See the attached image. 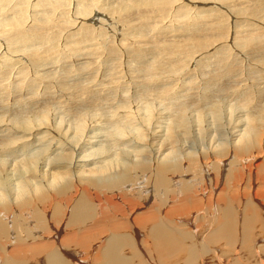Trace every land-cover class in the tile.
Listing matches in <instances>:
<instances>
[{"label": "rangeland", "instance_id": "1", "mask_svg": "<svg viewBox=\"0 0 264 264\" xmlns=\"http://www.w3.org/2000/svg\"><path fill=\"white\" fill-rule=\"evenodd\" d=\"M17 1L19 4L20 0H17ZM17 1L16 0H12L10 2L7 1L6 4H5V2H3L2 5H0L1 6L0 8L3 9V10L0 9V11H1L0 12V14H1L0 18L4 17L7 12H12V14H13V12L15 13L17 10V7H18ZM31 1L33 2V3H31L32 8L35 11H37V12L33 11V14L36 13L37 17H35L36 15H32L30 18V23L35 22L36 19L39 17V15H42L43 12L40 10L46 9V10H44V11H46V12H44V14H45L48 11H50L48 8L51 9L50 5H49V7L47 5L44 8L43 4L45 2H46L45 4L48 3L45 0H39V1H42V2H39V4H40V6H43V7H41L43 9H39L40 6L38 7V9L34 8L35 2H34V0H31ZM50 1H52V0H50ZM70 1H71V3H73V6H74L73 10L71 9L72 14L69 13L66 16L67 18L70 16V20L68 19L69 20L68 21L67 19L63 18V17H65L63 15L64 13L61 14V16L57 17L56 21L53 22L52 27L50 28V35L51 36L50 35H49V37L47 36L46 39L44 38L42 40L41 38L38 39V38L34 37L36 40L28 39V40H30L29 42H28V40L26 42H24L25 39H23L21 41H20V39H17V40H15L16 42L15 41L11 42L8 39L5 40L3 38H0L1 40H3V41H0V45H1L0 46V52H1L0 55L4 52L6 54H8V56L6 54L5 55L2 54L0 56V63H1L0 64V70H2V68H3V71H5V69L7 70V74L5 76H4V73L3 72L1 73V71H0V74H1L0 75V87L4 86V87H2L4 90L0 88V92H1L0 93V116H2V117L4 115L11 116V114L15 113L16 111L18 112V110L20 108L21 109L24 108L26 110L33 111L39 104L38 97L41 98L44 96V93L47 94L53 90H59V89L62 90L63 89L62 88L63 86L62 87L60 86L61 82L58 79L59 77L57 75L62 74L61 72L66 73V71L68 69H70V71H72V74L70 75L69 79L67 78L68 81L70 80L69 81L70 84L71 83L72 84L80 83V85H84V86L87 85V88L89 90V95H90V96L84 95V98L87 97V99H90L93 97L92 96L93 94L90 91V89L92 87H102L103 84L107 85L109 81L113 80V82L115 81V83L117 85L116 88H119L118 90L115 91L118 93L117 94L113 93V94L109 95L106 98V102H103V100L105 101V99H103V98L102 99L97 98L96 99L97 102L99 101L98 102L99 104L97 107H99L100 110H101L100 106H102V108H103V106H105L107 108V110L109 111L110 110L109 105H111V106L118 105V103H121L124 101V100H122V97L125 98L127 95H129L126 97V99L129 97H131L132 99L134 98V100H132L130 98L131 102L134 101V102H132V104H130L133 107L135 104H137L135 106L140 107L142 109L151 108V110H153V111L156 110L159 113L163 112L162 110H164V108H165L167 110V114H168V112L170 114V112L172 111L173 113L171 112V115H174V116H171L168 114L170 117V118H168L169 120H167V118H164V120L162 118L160 119V120L164 121L163 123H161L163 126H172L173 124H175L172 120L175 117L180 118L178 116L179 114H181L180 116H182L183 114L186 113L187 116L183 117V121H185L187 124H190L189 123L190 119H193L191 126H190L191 133L193 134V135H191V137L194 136V138H195V139H193L194 141L192 140L193 143H191L192 141L189 140L191 137L185 138V139L181 138L183 141L181 140V142H178L180 137H182V135H183V137H186L188 135V133H186V132L184 134L182 133L183 131L181 133L178 132L179 135L175 136V138H177V140H178L177 142L181 143L180 145H182L181 146L182 148H181L180 146H177L178 143L175 142V147H178V149H179V151H177V154L180 155L181 158L183 157L182 162L184 161L183 162L184 164H180V166L177 169L179 172L182 171L184 173L187 170H193V169H191L193 167L195 171L200 172V170L197 168L199 166L200 169L203 170L201 172V177L199 176V174H195V173L192 174V176L198 175L200 177V179L198 177V178H196V180L198 179L199 183L197 185H200L199 188H201V189H196V188L193 189V187H195V186H192V185H195L196 180L192 177L191 180H192V182H194L192 185L190 184L188 186V184H186V182L182 183L181 178H180L178 180L167 183V184H169V185H167V188L159 191V189L156 188L155 183H153V179L156 176V171H155L156 167H154L155 165L153 166V164H152V166L149 165V169L144 171L142 174L144 176L146 175V177H145L146 181H144L142 184L145 183L146 188H148L151 185L153 186V187L152 186L149 187L148 192L146 190L142 189L145 196L143 195V193H140L138 191L139 185L136 183L133 186L129 185L130 187L127 185V183H129V182H123L120 186H112V187L103 186V188L101 186V187H98L99 188L98 189L96 186H94L93 180L91 179V177L88 176L89 174L84 172L82 176L80 175V178H77V176H75V174H74L70 178V179H72L71 181L68 179L70 182L57 181L53 185H51L49 183L45 184V181L39 182V183H37L39 185V187L37 188L36 191L33 192V194L29 190V197L28 198H26V199L20 198V200H18L17 202H13L12 198L8 194L7 187L4 185L5 182H3L2 178H0V180L3 182L1 185L3 188L1 190L4 191V195L2 197H0V213L2 215H4L6 218L11 216V214L13 216L15 214V212L18 213L19 216L26 215L29 213V216L31 217L30 219L34 220L32 222L33 223V226H32L33 229L32 230L34 233L33 236H35V237L24 236V238L22 239L21 242H19V240L13 241V239H11V238L10 239H3L2 237H0V264L5 263V260H7L10 257L17 255L21 252H22L23 256L25 255V257H23L25 261L29 259L27 262H24V264H39V263L40 264H45V263L46 264H52L51 262H49V259L46 258L47 253H48L47 251H45L44 249L36 250L37 248H44V247H49L50 249H53V250L54 249L60 250L61 254L63 256L65 255V258L67 260H69V258L71 257L72 260L71 259L69 260L71 262H80V261L81 262H99V256L101 255V253L104 250V243H106V240L110 237L109 232L102 233V231L99 232L97 230L98 224H97L96 219L100 216V212L106 213L110 228L114 224H119L118 225V228H119L118 232L126 234L128 231V232L132 233L135 236V238L137 239L138 246H139L140 242L143 240H148V243H152V238L149 236L148 232H146V230L149 231L154 225V222L151 220V218H149V216L153 217L154 212L156 210L160 209L161 210L160 216L162 217L165 214H167V211L171 210L172 208H174L176 206L183 207L182 213H186V211H190L191 213H193L194 211H196L191 217L186 216V215L190 216L189 213L184 214V216H180L179 213L176 215H173V220L177 221L180 225H182L186 221L190 220V223H188L187 226H185L184 231L186 234L193 235V238H194L193 243L194 244H196V245L199 244L200 246H203L204 248H205L204 245L207 244L206 248H208V249L209 248L211 249L212 247H214V245L215 246L218 245L219 248H217V249L219 251L223 250L224 252H227V250L229 249V246L225 242L226 240H224V239L221 240L224 243H221L219 241L213 242V244L211 242H207V239L210 237V235L214 231H216L217 228L220 226L221 217H215L214 219H212L210 217V215L212 214V213H210V211L213 210V204L218 206L219 200H217V199L220 198V196H222V195L224 196L223 198L226 201H231V202L235 201L234 203L236 204V206H239V207L241 205L243 206V204H242L243 201H244V203L250 202V204H252L253 202H256L254 200V197L256 198L258 205L260 207H262V209H260V212L255 215L256 222H257L256 229L253 230V231H255V235L253 234L254 237H251L250 241H251V243L253 242L255 244V246L256 245L263 246L264 245V241H263V239H264V119L262 120V123L260 124L259 129L256 131V132L259 131L257 133L258 137L256 135V138L255 137L253 138L255 140V142L250 141L252 143H250V145H248L249 144L248 143L246 145V147H244L242 144V148L239 147L241 145V144H239L233 149L231 147H229L226 149L220 148V149L216 150L215 153L218 156H220L219 158H221V159H218V157H215L213 152L210 151L209 148L211 145V137H209V138L205 137L204 131L205 130L212 131V132L214 131L215 140H217V142L226 141V138L230 137L229 133L231 135H233L232 130L229 126L230 125L229 123L233 122L235 119L241 120L242 117L245 118V117H249L250 115L256 116L255 114H257L256 117L261 116V115H262L261 118L264 117V114H263L264 113V0H260V1L259 0H255V1L249 0V4H248L249 6L248 5H241V6L239 5L238 6L236 4H234V5L232 4L230 6V4H228L230 2H227V4H228L227 5V4H225L226 2H224L222 0H211V1L207 0L206 4H202L201 2H193V3L188 2L187 4H185L186 0H183V1L177 0V3L172 7L173 9L170 8L171 12H168V11L166 12V10H168V8H166V10L164 9L166 6L167 7L169 6L167 4H170V0H167V1L164 0L167 4L162 0V2L156 1L157 4H158V2H160L158 4V6L156 7V10L150 11V12L154 11L155 13L154 12L149 13V15H148V12H147V13H145L146 15L141 16V18H139V19L130 18L128 16L120 19L118 16L117 17L115 15L111 16L110 11L113 8H115V6L118 7L120 5L119 3H122L125 0H100L101 5L102 4L105 5L102 8H104L103 11L105 13H107L108 16L104 13L97 12L96 13L97 16L95 15L91 22L93 24H97V23H100V21H102L101 19H104V17L106 20H109L110 16H111L110 18L112 21L108 22L109 24L107 23L106 24L107 26L105 25L107 29L103 33L104 36L101 39L100 38L98 39V41H100V45L99 44H96L94 46L89 45L90 48L96 47L97 45L100 48H102V49H100L97 46V48L99 50H101V53H102L101 55L103 57H100L98 59L99 62L97 61L94 64L96 67L95 70L97 68L98 69L95 72L92 71L93 73H91V71L89 70V68L87 67V65L85 63H80L78 60L73 59L74 58L73 54H75L76 51L79 50V48L85 49V46H84L85 41H91V40H93V38L91 40L86 39L84 37L85 29L81 28L85 24L80 26L81 23L88 22L87 21L88 16L83 17V16L79 15V17H77V19H75L76 21L73 18V16L75 14L77 15V13H78V11H77V13L74 12L75 11L74 9H77L76 7L79 4H80L79 6L81 7L80 0H79V2H78V0H66L65 4L70 3ZM131 1H136V0H131ZM183 2L185 5L183 4ZM250 3H252V4H250ZM8 4H10V6ZM6 5H8V7ZM11 5H12V7H11ZM161 5H162V7H160ZM254 5H256V6H254ZM15 6H17V7H15ZM196 6H197V8H196ZM260 6H262V7H260ZM9 7H10V10H9ZM242 7H243V9H242ZM248 7H250V8H248ZM5 9H8V10L5 11ZM188 10H190V11H188ZM3 11L5 13H3ZM166 13H168L170 16L168 17V15ZM100 14H102V15L100 16ZM151 14L156 15V16H153ZM104 15H106V16H104ZM100 17H102V18H100ZM160 17H161V19H159ZM83 19H86V20H83ZM113 20H114V22H113ZM155 20H156V22H155ZM164 20H165V22H164ZM70 21H71L72 25L67 23V22L70 23ZM77 21H80V22L83 21V22L79 23ZM146 21H147V23H146ZM152 21L154 22V25H153ZM167 21H169V22H167ZM74 22L75 23L77 22L76 25L78 23L79 24L77 26H73V25H75ZM126 22H128V23H126ZM62 23L63 24L65 23L66 25L67 24L68 25L66 26L65 24L63 25ZM55 24H56V26H55ZM57 25H58V28H61L64 30V32L62 30V34L60 35L61 38L58 37V39L60 38L59 40L57 38H55V35H57V33H58V28H55V27H57ZM109 25H111V26H109ZM113 25H114V27H113ZM121 25L123 26L122 28H121ZM3 26L4 27L7 26L5 28L10 27L9 25H3ZM3 26L0 27L1 28L0 31L4 29ZM68 26H71V27H68ZM76 27H78V28L80 27V29H78ZM142 27H144V29ZM73 28L74 29L76 28L75 29L76 32L82 30V31H80L82 33L78 32V36L80 34V36L82 38L77 36V33L74 32L75 30ZM77 29H78V31H77ZM97 29L100 30L99 28H97ZM97 29H95V31H98ZM240 29H243V31ZM239 31L242 32L244 37H242V34ZM70 32H74L75 34L70 33ZM114 32L116 34H114ZM75 36L77 39L75 38ZM110 36H111V38H110ZM132 36H133V38H132ZM134 36H136V37H134ZM242 38H244V39H242ZM47 39H49L48 42H47ZM52 40H55V41H52ZM33 41H35V43ZM80 41H82V43ZM107 41H108V43H107ZM190 41H192V42H190ZM243 41H245V42H243ZM1 42L2 43L4 42V43L1 44ZM49 42H50V44H49L50 46L57 44V47L54 48V51L52 49V52H51V50L48 49V47H50V46L49 45L47 46V44ZM128 42H129V44H128ZM130 42H131V44H130ZM169 42H172V43L169 44ZM175 42H176V44H175ZM179 42H181L183 44L192 45L194 47L193 48L194 55L192 57L184 58V57H178V54H177V56L175 54H173L174 61L172 60L173 61L172 63H177L179 61V62H181L182 67L179 68V70H178L177 68L179 67V65L177 67L175 66L174 68L177 69L178 71L175 70L174 73H173V71L167 72V75H166L167 77L164 76L166 79V83H167L166 86L167 87L170 86V88L167 90L169 92L171 90V93L170 94H164L162 99H159L157 97V95L152 94L155 98L154 99L153 96L148 95L147 93H145L147 95L140 96V98H139V92L137 91V89L140 88V85L138 88L136 87V85L142 84V82L137 81V77L143 75V71L141 69L142 64H143L142 59L145 61L146 60L149 61L148 56H149V58L152 56V54L150 52H146V50L148 51L150 49H153L154 47H155V49L158 50V49H160V47L165 48L166 46L170 50H175V48H176L175 46ZM212 43H214V44H212ZM220 43L222 44L221 46H220ZM239 43L242 46L239 45ZM4 44H5V47H4ZM58 44L59 45L61 44V45L59 46ZM206 44L208 45L207 46L208 48L206 47V49L204 50L203 47ZM210 44L212 46H210ZM2 45L4 48L2 47ZM6 45H8V46H6ZM34 45H35V47H34ZM37 45H39V46H37ZM41 45H43V46H41ZM133 45H136L137 47H140V48H137L136 46H134L132 48ZM180 45H182V44H180ZM58 46H59V48H58ZM110 47H112V48L114 47V49L118 50L119 55L116 58H113L112 59L113 61L110 60L107 62V59L109 58L108 57V50L110 49ZM5 48H7L8 50ZM61 48H63V49L61 50ZM76 48H77V50H76ZM209 48L212 51L209 50ZM1 49H4V50H1ZM131 49L133 51L135 50L136 52H137V49H141V50H143L144 55L143 56L141 55V58H139V59H137V57L135 58L133 56H130L131 54L129 51ZM202 49L206 52L205 54H204V51ZM23 50H25V51H23ZM55 50H57V51H55ZM6 51H8L9 53ZM14 51H16L17 54H13ZM60 51H61V54H59ZM65 51H67V52H65ZM104 51H106V52H104ZM198 51H200V52H198ZM226 52H228V53H226ZM31 53H39V54L41 53V54H44V56L47 58L49 56H51L52 58L49 57L48 60H53V61H56L55 59H57L56 56L58 54H59L58 57L60 55H62L63 59H65V57L66 58H72L73 57L72 59L74 62L67 61L68 63L67 62L65 63V61H64V63L66 65L65 64H63V66L60 65V67H57L55 70V71L60 70L63 67L60 70V72H57L55 77H52V79H51L53 81V84H57L59 82L57 84V85L60 84L59 87H57L56 89L54 87L52 89V86H51L49 91H46L47 90L46 88H48V87H46L45 84L43 85V83H42V81H40V79L37 80V83H38L37 85L35 84V85L30 86V87H26L27 80L30 78V76H33L32 71L35 70V66H31L33 70L31 69L30 66L28 67V69L26 68L25 70H22V71L20 69L23 67L22 66L23 64L29 65V63L31 62V56H30ZM19 54L21 56V59L19 58L20 57ZM25 54H26V56H28V58H30V61L25 56ZM148 54H150V55H148ZM200 54L202 56H200ZM15 55L18 58L17 60L20 61V63L18 65H13L15 62V59L13 57H16ZM54 55H56V56H54ZM217 55H219V57ZM6 56H7V60L9 62L11 61V64H9V68L4 69V66H2V64H4V59H6ZM1 57H3V59ZM26 59H28V60H26ZM217 59H218V62L216 61ZM21 60L23 62H21ZM26 62H28V63H26ZM198 62L200 63V65ZM100 63H102V64H100ZM134 63L136 64V66ZM165 64H169V62H166ZM187 64H189V66ZM201 64H204V65H201ZM82 65L85 67H83ZM109 65H111V66L113 65V66L111 67ZM183 65H184V67H183ZM219 65H221V66H219ZM17 66H20V67L17 68ZM80 66H82V67H80ZM133 66H134V68H133ZM65 67L67 69H65ZM186 68H187V70H186ZM80 69H82V71ZM85 69H86V71H85ZM80 71L83 72L84 74H82ZM163 71H167V70L163 69ZM185 71H187L186 72L187 75H186ZM176 72H178V73H176ZM182 73L184 75L179 76ZM19 75H21V76L23 75L22 78H21V76L19 77ZM72 75H76V76L74 77ZM83 75L87 78H85ZM111 75H113L114 78ZM174 75H176V76L174 77ZM24 76L25 77L27 76V77L25 78ZM71 76L73 78H71ZM110 77H112V78H110ZM53 78H55V79H53ZM180 78L182 79V82H181ZM235 79H237V80H235ZM51 80H46V82L45 81L44 82L47 83L48 81H50V82H48L50 84V83H52ZM18 81H20V83ZM75 81H77V82H75ZM119 81L121 83H119ZM174 82H175V84H174ZM12 84H14V85H12ZM174 85H176V86H174ZM245 87H247V88H245ZM120 88L122 89V91H119ZM150 88H152V87H150ZM12 92H15V93H12ZM59 92H57V93L51 92V95H54L53 93H55V95L61 94L62 97L65 99L66 103L64 102L62 104H59L58 107L56 106L54 108V110L52 112V120L58 122L59 126H57V127H59L58 129H60V131H62L66 125L64 123H66V121L68 119H70V116L72 114L76 113V110L74 109V107H72V106L76 105V102H75V100H72V98L67 100V98H66L67 95H63V92H61V91H59ZM119 92L120 93L122 92V94H119ZM172 94H174L175 96L173 95L174 96L173 97ZM115 95H117L116 97H118L117 100L114 98ZM236 95H237V97L235 99ZM112 96H114V97H112ZM4 97H5V99H2ZM27 97H28V99H27ZM135 97L138 98L137 101L140 100L138 103L135 100L136 99ZM20 99H21V101H19ZM56 99L58 100L59 98H56ZM108 99L110 100V102ZM53 100H55V99H53ZM159 100H161L162 102ZM112 101H113V103H112ZM225 102H228V103L225 104ZM34 103H36V104H34ZM150 103H151V105H150ZM141 104H143L142 107H141ZM227 104H229V105L227 106ZM55 105H57V104H55ZM144 105H146V106H144ZM147 105H150V107ZM215 105H217V107ZM219 105H221V107ZM222 105H224V107ZM168 106H169V108H168ZM214 107L216 108V110ZM222 107L225 109H223ZM227 107L228 108L231 107L233 110L231 109L232 110L231 111L230 108L228 109ZM238 107L241 109H238ZM161 108H162V110H161ZM180 108H181V110H178ZM219 108H221V109H219ZM166 110H164V111H166ZM211 110L212 111L214 110L215 111L214 113H216V111H218L220 113L217 112L216 113L217 117H216V115ZM228 110H230L231 113L234 115H232L230 113V111H228ZM234 110H236V111H234ZM5 111H8L9 113H7ZM156 111H155L154 115H156V113H157L158 116H155L157 119V117L160 118V115ZM207 113H210L209 114L210 118L209 117L204 118V116L208 115ZM195 114L196 115L202 114L201 119H200V115L198 117V115L196 116ZM258 114H261V115H258ZM56 116H58V117L60 116V117L58 118ZM109 116H111V114H109ZM195 116L198 117L199 119L196 118ZM230 116H231V118H230ZM53 117L56 120H54ZM155 117H154V119H155ZM194 117L196 119H194ZM66 118H67V120H66ZM211 118L214 120L212 121ZM154 119H153V122L151 123L152 126H153V124H155ZM165 119H166V121H165ZM59 120L60 121L65 120V122L64 123L60 122L61 124H59ZM195 120H197V122H195ZM168 121L169 122L172 121V122L169 123ZM198 121L202 124H200ZM211 121H212V123H211ZM220 121H221V123H220ZM215 122L216 123L219 122L221 125L220 124L217 125ZM52 123L55 124L54 122H52ZM164 123H166V124H164ZM225 123H226V125L228 124V126H225L224 125ZM119 124H125V123L120 122ZM199 124H200V127H199ZM61 125H64V126H61ZM219 125L221 128V131H219ZM222 125H224L225 127ZM152 126H149V128L151 129ZM223 127L226 128V131ZM182 128L183 127H180V129H182ZM48 130H51V129H48ZM180 134H182V135H180ZM195 134H197V135H195ZM227 135H229V136H227ZM20 136H21V133L15 132L11 135V139H14L15 143H20L17 141V139ZM257 139H259V140H257ZM184 141H186V142L182 144V142H184ZM146 142L147 141L145 139V143ZM192 144H194L195 146L197 145V146L195 147ZM36 145H37V143H36ZM36 145H35V147H36ZM190 145H191V147H190ZM183 146H184V148H183ZM247 146H250V148ZM38 147H42V146L38 145L32 152L36 151V149ZM94 147H97V146H94ZM206 147H208V148H206ZM141 148H146V147H144V145H143ZM175 149H177V148H175ZM247 149H248V151L249 150L250 151L246 152ZM147 150H148V148H147ZM201 150H204V151H202L204 153V154L202 153V155H201ZM65 152H68V150H66ZM187 153H189L190 155H188ZM197 153L200 155L198 156ZM184 154H187V155H185V157H187L186 159L184 158ZM194 155H195V157H194ZM191 157H192V159H191ZM152 162L154 163V161H152ZM181 165L183 168L181 167ZM214 165H216V166H214ZM62 167L61 166L56 167V170L66 171V172L72 173L67 167H64V166H62ZM87 167H89V165ZM133 169L135 171L141 170L140 168H133ZM182 178L186 179V176H183ZM172 179H174V178H172ZM33 180L35 181V179H33ZM199 180H201V181H199ZM15 181H17V180L15 179ZM27 190H28V188H27ZM141 194H142V196H141ZM252 195H254V197L250 198V196H252ZM194 198L201 199L203 202H202V205L199 209L197 207H195L196 209L191 211V210H189L191 201H188V200H192ZM80 201L83 202L82 204L84 205L83 211L88 208L87 216L84 218L82 216L80 217V216L76 215V214H78V212H77L78 210H77V208H75V206L78 203H80ZM226 201H221V202L223 205H226ZM82 204H80V205L78 204V205L81 207ZM85 204L87 205V208L85 207ZM25 207H27V208H25ZM223 207H225V206H223ZM141 217H143L145 220H148V222H149L146 225V230L143 226V223L136 221V219L141 218ZM209 218L211 219L210 229L206 232H204L205 230H203V232H199L201 225H205ZM12 219H13V217H11V219H9V220H12ZM190 225H192V226H190ZM134 227H136L138 229V233H134V230H133ZM240 228H241V225L239 226V229ZM133 235L130 234V236H132V237H133ZM13 236H14V234H13ZM135 238L133 237L134 240H135ZM201 238H203V240ZM189 243H192V242H189ZM219 243H221V244L219 245ZM239 243L237 242V244H236L237 247L240 246ZM224 244L226 245V247ZM27 246H32V248L28 247V249L31 251L26 249ZM221 246H222V248H221ZM151 250H152V247L150 248V246H149V248L146 250V252H144L143 249H139V250H137V252H138V254L140 253V255L142 254L143 256H145L146 259H148L150 257H148L147 254H148V251H151ZM134 251H135V249L133 247H130L129 245H126V247L124 248L125 254H128V255H130V253H133ZM32 252L33 253L35 252L38 256H36L35 258H32L33 257ZM260 252H263V250L261 249ZM170 253H169V257H168L169 259L163 258L164 262H161V264H169L168 263L169 261H172L170 264H175V263L176 264H180V263L181 264H191V262L189 263V262L185 261L184 257H186L188 254V253H186V251L185 252L177 251V252L171 253V254H174V256L171 255L172 257L170 256ZM180 253H181V255H180ZM31 254H32V256H31ZM177 255L180 257H178ZM204 255H206L205 251H204ZM97 256H98V260L96 261ZM181 256H184V257H181ZM206 257H208V256H205L204 258H206ZM165 261H167V262H165ZM209 262L210 261H207L206 264ZM223 263L226 264L227 262H223ZM149 264H155V261L149 262ZM157 264H158V262H157ZM159 264H160V262H159Z\"/></svg>", "mask_w": 264, "mask_h": 264}, {"label": "bare ground", "instance_id": "2", "mask_svg": "<svg viewBox=\"0 0 264 264\" xmlns=\"http://www.w3.org/2000/svg\"><path fill=\"white\" fill-rule=\"evenodd\" d=\"M7 1L10 2L12 0H0V5H2L3 2H5V4H6ZM30 1L31 0H20L19 4L17 1L18 7L15 6V7H17L16 12L15 13L13 12V14H12V12H7L4 17L0 18V25L1 26H3V25H9L10 26L9 28H5L7 26H5V27L3 26L4 29L2 28L3 30L0 31V38H3L5 40L8 39L11 42H14L17 39H20V41L25 39L24 42H26L28 39L36 40L35 38H38V39L41 38L42 40L44 38L46 39L47 36L49 37L50 28L52 27L53 22L56 21L57 17L61 16V14L64 13L63 15L65 17H63V18L70 20V16L68 18L66 16H67V14L71 13L73 8H74L73 3H71V1L68 4H65L66 0H58V1L57 0H52V1L45 0L48 3L45 4L46 3L45 2L43 4V6L45 8V6L48 5V7H49V5H50L51 9L48 8L50 11H48L47 13L44 14V12H46L44 10H46V9L40 10L43 12L42 15H39V17L36 19L35 22L30 23V18L32 15H36L35 17H37L36 13L33 14V11L34 12H37V11H35L32 8L31 3H33V2L32 1L30 2ZM156 1L162 2V0H136V1L125 0L122 3H119L120 5L118 7L115 6V8H113L110 11V14H111V16H114V15L116 17L118 16L120 19L125 18L127 16L130 18L139 19V18H141V16L146 15L145 13L148 12V15H149V13L154 12V11L153 12H150V11L156 10V7L160 3V2H158V4H157ZM181 1H183V0H181ZM186 1H185V4H187L188 2H190V3L201 2L202 4L207 3V0H186ZM222 1L226 2L225 4H227V2H230V3H228V4H230V6L232 4L233 5L236 4L238 6L249 4V0H222ZM34 2H35V7L34 6L33 7L38 9V7L40 6L39 2H42V1L34 0ZM78 2H79V0H78ZM80 3H81V7L79 6L80 4L79 5L77 4L78 5L76 7L77 9H74L75 10L74 12L77 13V11H78L77 15L75 14L76 16L75 15L74 16L72 15V16H73L74 20L77 19V17H79V15L83 16V17L88 16V18H87L88 22H86V23L85 22L81 23L83 21H81V22L77 21V22L81 23L80 26L85 24L81 27L82 29L83 28L85 29L84 37L88 40L89 39L91 40L93 38V40L85 41V43H84L85 49L79 48V50L76 51L75 54H73L74 58L73 57L72 58L75 60H78L80 63H85L87 65V67L89 68V70L91 71V73H93L92 71L95 72L98 69L97 68L95 70L96 67L94 64L98 61V59L100 57H103V56L101 55L102 54L101 50H99L97 48L98 45L96 47H92V48H90L89 45H92V46H94L96 44L100 45V41H98V39L99 38L101 39L104 36L103 33L107 29L106 24L112 20L110 18L111 16L109 17V20H106L104 17V19H101L102 21L99 20L100 23L93 24L91 21L93 20V17L96 15L97 12L104 13L108 16V14L103 11L104 8H102L105 5L104 4L101 5L100 0H80ZM176 3H177V0H170V4L166 3L167 5H169L168 7L166 6L164 8L165 10H166V8H168V10H166V12L167 11L171 12L170 8L173 9L172 7ZM183 4H184V2H183ZM250 4H252V3H250ZM8 5L10 6V4H8ZM8 5H6V6L8 7ZM43 6H40L39 9H43V8H41ZM254 6H256V5H254ZM11 7H12V5H11ZM160 7H162V5ZM260 7H262V6H260ZM196 8H197V6H196ZM248 8H250V7H248ZM0 9H2V8H0ZM242 9H243V7H242ZM6 10H8V9H5V11ZM9 10H10V7H9ZM190 10H188V11H190ZM3 13H5V12L3 11ZM166 14L168 15V17L170 16L168 13H166ZM101 15L102 14H100V16ZM106 15H104V16H106ZM151 15H153V14H151ZM153 16H156V15H153ZM100 18H102V17H100ZM159 19H161V17ZM83 20H86V19H83ZM113 22H114V20H113ZM155 22H156V20H155ZM164 22H165V20H164ZM167 22H169V21H167ZM67 23L72 25L71 21H70V23L69 22H67ZM76 23L73 26H77L79 24L78 23L76 25ZM126 23H128V22H126ZM146 23H147V21H146ZM153 25H154V22H153ZM55 26H56V24H55ZM109 26H111V25H109ZM68 27H71V26H68ZM96 27L99 28L100 30H98ZM113 27H114V25H113ZM122 27L123 26L121 25V28ZM55 28H58V25ZM76 28H78V27H76ZM142 28L144 29V27H142ZM78 29H80V27ZM78 29H77V31H78ZM95 29H97L98 31H95ZM62 30L63 29L58 28V33H57V35H55V38L58 39V37H60V35L62 34ZM240 30L243 31V29H240ZM80 31H82V30H80ZM80 31H78V32H80ZM63 32H64V30H63ZM74 32H76V30ZM74 32H70V33H74ZM78 32H76L77 36H78ZM115 32H114V34H116ZM239 32H241V31H239ZM80 33H82V32H80ZM241 34H242V32H241ZM78 37H81L80 34ZM134 37H136V36H134ZM242 37H244L243 34H242ZM75 38H76V36H75ZM110 38H111V36H110ZM132 38H133V36H132ZM242 39H244V38H242ZM30 40H28V42ZM0 41H3V40L0 39ZM48 41H49V39H47V42ZM52 41H55V40H52ZM33 42L35 43V41H33ZM80 42L82 43V41H80ZM176 42H175V44H176ZM190 42H192V41H190ZM243 42H245V41H243ZM3 43L1 42V44H3ZM107 43H108V41H107ZM170 43H172V42H169V44ZM240 43H239V45H241ZM49 44H50V42L47 44V46ZM128 44H129V42H128ZM130 44H131V42H130ZM180 44H182V45H180ZM212 44H214V43H212ZM221 45L222 44L220 43V46ZM6 46H8V45H6ZM37 46H39V45H37ZM41 46H43V45H41ZM59 46H58V48H59ZM134 46H136V45H133L132 48ZM207 46L208 45L206 44L203 47V49L205 50ZM210 46H212V45L210 44ZM2 47H3V45H2ZM4 47H5V44H4ZM34 47H35V45H34ZM55 47H57V44L48 47V49L51 50V52H52V49L54 51ZM175 47H176L175 50H170V49H168L167 46L165 48L160 47V49H158V50L155 49V47L153 49L148 50V51L146 50V52H150L152 54V56L150 58L148 56L149 61L148 60L145 61L142 59L143 64H142L141 69L143 71V75L137 77V81L142 82V84L136 85L137 88L140 85V88L137 89V91L139 92V98H140V96H145L148 94L151 96L157 95V97L159 99H162L164 94H170L171 93V90H170V92L167 90L170 88V86L169 87L166 86L167 83H166V79L164 76L167 75V72L173 71V73H174L175 70L178 71L179 68L182 67L181 62H179V61L177 63H172L174 61L173 54H175L176 56L178 54V57H184V58L192 57L194 55V53H193L194 47L190 44H183V43L179 42V43H177V45ZM137 48H140V47H137ZM5 49H7V48H5ZM62 49L63 48H61V50ZM100 49H102V48H100ZM1 50H4V49H1ZM76 50H77V48H76ZM209 50H211V49L209 48ZM23 51H25V50H23ZM55 51H57V50H55ZM200 51H198V52H200ZM6 52H8V51H6ZM65 52H67V51H65ZM104 52H106V51H104ZM129 52L131 54L130 56H133L135 58L137 57V59L141 58V55L142 56L144 55V52L141 49H137V52L135 50L133 51L131 49ZM205 53L206 52L204 51V54ZM226 53H228V52H226ZM2 54L5 55L6 53L4 52ZM13 54H17L16 51H14ZM59 54H61V51ZM6 55L8 56V54H6ZM58 55L57 56L54 55V56H56L57 59H55L56 61H53V60H48V58L51 56H49L47 58L44 56V54H41V53L40 54L39 53H31L30 54L31 62L29 63V65L23 64L22 65L23 67L20 69L22 71V70H25L26 68L28 69L29 66L30 67L35 66V70L32 71L33 76H30L29 79L27 78L28 79L27 83L25 82L26 87H30V86L35 85V84L37 85L38 84L37 80H39V79H40V81H42L43 85L45 84L46 87H48V88H46L47 89L46 91H49L51 86H52V89L54 87H55V89L57 87H59L60 84L57 85L59 82L57 84H53V81L51 79H52V77H55L57 72H60V70L63 67L60 70L55 71L56 68L60 67V65L63 66V64H65L67 61H70V62H74V61L72 58H66L65 57V59H63L62 55H60L59 57H58ZM118 55H119V51L114 49V47L113 48L110 47V49L108 50V57L109 58L107 59V62L112 60L113 58H116ZM148 55H150V54H148ZM7 56H6V59H4V64H2V66H4V69L9 68V64H11V61L9 62L7 60ZM19 56H20V54H19ZM25 56H26V54H25ZM200 56H202V55L200 54ZM217 56L219 57V55H217ZM26 57L28 58V56H26ZM1 58L3 59V57H1ZM13 58L15 59V62L13 65H18L20 63V61L17 60L18 59L17 56L13 57ZM19 58L21 59V56ZM28 59L30 61V58H28ZM28 59H26V60H28ZM218 59L216 60L217 62H218ZM22 60H21V62H23ZM64 61H65V63H64ZM166 62H169V64H165ZM26 63H28V62H26ZM100 64H102V63H100ZM178 65H179V67L177 68L178 69L177 70L174 67L175 66L177 67ZM187 65L189 66V64H187ZM199 65H200V63H199ZM201 65H204V64H201ZM221 65H219V66H221ZM82 66H80V67H82ZM109 66H111V65H109ZM135 66H136V64H135ZM18 67H20V66H17V68ZM83 67H85V66H83ZM183 67H184V65H183ZM133 68H134V66H133ZM187 68H186V70H187ZM31 69H32V67H31ZM65 69H67V68L65 67ZM163 69H166L167 71H163ZM80 70L82 71V69H80ZM0 71H1V73L2 72L4 73V76L7 74L6 69H5V71H3V68H2V70H0ZM85 71H86V69H85ZM186 72L187 71H185V73ZM61 73L62 74L57 75V76L59 77L58 79L61 82L60 86L61 87L63 86L62 87L63 89L62 90H60V89L59 90H53L51 92L57 93V92L61 91V92H63V95H67V97H66L67 100L72 98V100H75V102H76V105L72 106L76 110V113L72 114L70 116V119L67 120V118H66V120H67L66 123H64L65 120H62V121L59 120V124H61L60 122L66 124L65 128L63 127L64 129L62 131H60V129H58L59 127H57V126H59L58 122L52 120V112H53L54 108L56 106L58 107L59 104H62L64 102L66 103L65 99L62 97L61 94L55 95V93H53L54 95H51V92H49L47 94L44 93L43 97H41V98L38 97L39 104L33 111H29V110H26L24 108H22V109L20 108L21 109V110L19 109L20 111L19 110H18V112L16 111L15 113L11 114V116H7V115H4L3 117L0 116V157H1L0 158V178H2L3 182H5L4 185L7 187L8 194L12 198L13 202H17L18 200H20V198H24V199L28 198L29 197V190L33 194V192L36 191L37 188L39 187V185L37 184L39 182L45 181V184L49 183L51 185L55 184L57 181L70 182L72 180L70 178L74 174H75V176H77V178H80V175L82 176L84 172L89 174L88 176L91 177V179L94 182V186H96L97 188L101 187V186H102V188H103V186H110V187L120 186L123 182H129V183H127L128 186L129 185L133 186V185H135V183L138 184L139 185L138 191L140 193H143L142 189H144L148 192L149 187L152 186L151 185L148 188H146L145 183L142 184L144 181H146V178H145L146 175L144 176L142 174L144 171L148 170L149 165L152 166V164H153V166L155 165L154 167H156L155 168L156 176L153 179V183H155V186H156V188L159 189V191L167 188V185H169L167 183L178 180L180 178H181L182 183L186 182V184H188V186H189L190 184L192 185L194 183L191 180L192 177L195 180L199 176L201 177V172L203 170H201L199 166L197 168L200 170V172L195 171L192 166H191L192 167L191 169H193V170H187L184 173L182 171L179 172L177 169L180 166V164H184L183 163L184 161L182 162L183 157L181 158V156L177 154V151H179V149H178V147H175V142L178 141L177 138H175V136L179 135L178 132L181 133L182 131H183L182 132L183 134L185 132L188 133V135L186 137H183V135L180 134V135H182V137H180L178 142H181L182 139L189 138V137H191V135H193L191 133V130H190V126H191L193 119L189 118L190 124H187L185 121H183V117L187 116L186 113L183 114L182 116H180L181 114H179L178 116L180 118H178V117L173 118L172 117L173 118L172 121L175 123L172 126H163L161 123H163L164 121H162L160 119L162 118L164 120V118H167V120H169L168 118H170L169 115H171L172 111L170 112V114L168 112V114H169L168 115L167 110L165 108H164V110H166V111L162 110V108H161V110L163 112H160V113L155 110L160 115V118L157 117V119H156L155 116H158V115H157V113H156V115H154L155 111L151 110V108L142 109L140 107L135 106L137 104H135V105L133 104L134 107L132 105H130L134 101L131 102V100H130L131 97L126 99V97L129 95H127L125 98L122 97V100H124V101L121 103H118V105H115V106L109 105V107H110L109 111L107 110V108L105 106H103V108H102V106H100L101 107V110H100V108L97 107L99 104L98 103L99 101L97 102L96 99L97 98H101V99L103 98V99H105V101L103 100V102H106V98L109 95H111L113 93L117 94L118 92H115V91L118 90L119 88H116L117 85H116L115 81L114 82H113V80L109 81L107 85L103 84L102 87H92L90 89V91L92 92L93 97L90 99H87V97L84 98V95L85 96L89 95V90L87 88V85H85V86L80 85V83H75V84L71 83L70 84L69 83L70 80L69 81L67 80V78L69 79L70 75L72 74V71H70V69H68L66 71V73H63V72H61ZM81 73L84 74L83 72H81ZM176 73H178V72H176ZM182 75H184V74L182 73L179 76H182ZM186 75H187V73H186ZM20 76L21 75H19V77ZM22 76H21V78H22ZM72 76L75 77L76 75H72ZM72 76H71V78H73ZM111 76L114 78L113 75H111ZM175 76L176 75H174V77ZM112 77H110V78H112ZM85 78H87V77H85ZM53 79H55V78H53ZM46 80H51L52 83L49 84L48 82H50V81L45 83ZM235 80H237V79H235ZM18 82L20 83V81H18ZM75 82H77V81H75ZM181 82H182V79H181ZM119 83H121V82L119 81ZM174 84H175V82H174ZM12 85H14V84H12ZM174 86H176V85H174ZM2 87H4V86H2ZM2 87H0V88L3 89ZM150 87H152V88H150ZM245 88H247V87H245ZM119 91H122V89L120 88ZM12 93H15V92H12ZM145 93H147V94H145ZM119 94H122V92L121 93L119 92ZM173 95L174 94H172V96ZM116 96L117 95H115V97L114 96H112V97H114L117 100L118 97H116ZM236 97H237V95L235 96V99H236ZM56 98H59V99L57 100ZM153 98H154V96H153ZM2 99H5V97ZM27 99H28V97H27ZM53 99H55V100H53ZM132 100H134V98ZM135 100L137 101L138 98H136ZM19 101H21V99ZM139 101H137V103ZM159 101H161V100H159ZM109 102H110V100H109ZM36 103H34V104H36ZM112 103H113V101H112ZM226 103H228V102H225V104ZM55 104H57V105H55ZM142 105L143 104H141V107H142ZM150 105H151V103H150ZM150 105H147V106L150 107ZM228 105L229 104H227V106ZM144 106H146V105H144ZM215 106L217 107V105H215ZM219 106L221 107V105H219ZM222 106L224 107V105H222ZM168 108H169V106H168ZM181 108L178 110H181ZM229 108H230V110L232 109L231 107H229ZM219 109H221V108H219ZM223 109H225V108H223ZM238 109H241V108L238 107ZM215 110H216V108H215ZM230 110H228V111H230ZM231 111H230V113H231ZM234 111H236V110H234ZM5 112L9 113L8 111H5ZM212 112L214 113L215 111L213 110ZM217 112L218 111H216V113ZM210 113H207L208 115L204 116V118L209 117ZM216 113H214V114L216 115ZM218 113H220V112H218ZM109 114H111V116H109ZM197 115L199 117L200 114H197ZM201 115H200V119H201ZM232 115H234V114H232ZM255 115L257 116V114H255ZM258 115H261V114H258ZM171 116H174V115H171ZM231 116H230V118H231ZM256 116H253V115H250L249 117L244 116L245 118L242 117L241 120L235 119L233 122L229 123L230 124L229 126L232 130L233 135H231L227 131L229 133L230 137H227L226 141L217 142V140H215L214 131L212 132V131L205 130L204 136L208 137V138L211 137V145L208 142L207 143L210 145L209 149H210V151L213 152L215 157H218V159H221V158H219L220 156H218L215 153V151L220 149V148L226 149V148L231 147L233 149L239 144H241L239 147L242 148V144L244 147H246V145L248 143H249L248 145H250V143H252L253 141L255 142V140L253 138L254 137L256 138V135L258 137L257 133L259 131L258 132H256V131L259 129L260 124L262 123V120L264 119V117L261 118L262 115L258 116V117H256ZM56 117H58V116H56ZM154 117H155V119H154ZM195 117H194V119L198 118V117H196V118ZM216 117H217V115H216ZM53 119H54V117H53ZM153 119L155 121V124H153V126H152L151 123L153 122ZM54 120H56V119H54ZM213 120L214 119H212V121ZM165 121H166V119H165ZM172 121H170V122H172ZM212 121H211V123H212ZM221 121H220V123H221ZM52 122H54L55 124H53ZM120 122H124L125 124H119ZM195 122H197V120H195ZM220 123L218 122L216 124L218 125ZM164 124H166V123H164ZM200 124H202V123H200ZM200 124H199V127H200ZM220 125H219V131H221ZM224 125L228 126V124L226 125V123ZM224 125H222V126H224ZM61 126H64V125H61ZM149 126H152L151 129L149 128ZM180 127H183V128L180 129ZM48 129H51V130H48ZM224 129L226 131V128H224ZM15 132L21 133V136L17 139V141L20 143H15L14 139H11V135ZM195 135H197V134H195ZM229 135H227V136H229ZM145 139L147 141L146 143H145ZM193 139H195L194 136H192L189 140L192 141ZM257 140H259V139H257ZM193 141L191 143H193ZM250 141H252V142H250ZM185 142L186 141L182 142V144ZM36 143H37V145H36ZM178 144H177V146H180V147L182 146V145H180L181 143H178ZM35 145H36V147L38 145H41L42 147H38L36 149V151L32 152L36 148ZM143 145L146 148H141ZM192 145H194V144H192ZM94 146H97V147H94ZM184 146H183V148H184ZM190 147H191V145H190ZM247 147L250 148V146H247ZM147 148H148V150H147ZM175 148H177L178 150ZM206 148H208V147H206ZM66 150H68V152H65ZM202 151H204V150H201V155L203 153ZM249 151L247 149L246 152H249ZM189 153H187V154L190 155ZM187 154H184L185 159L187 158V157H185V155H187ZM195 155H194V157H195ZM199 155L200 154H198V156ZM191 159H192V157H191ZM152 161H154V163ZM88 165H89V167H87ZM60 166L61 167L62 166L67 167L72 173H69L66 171L56 170V167H60ZM214 166H216V165H214ZM181 167H182V165H181ZM133 168H140L141 170L135 171ZM194 173L199 174V176L198 175L192 176V174H194ZM183 176H186V179L182 178ZM200 177H199V179H200ZM172 178H174V179H172ZM15 179L17 181H15ZM33 179H35V181ZM199 181H201V180H199ZM3 182L0 180V197H2L4 195V191L1 190L3 188L1 186ZM198 183L199 182L197 179L195 182V185H192V186H195V187H193V189L194 188L201 189V188H199L200 185H197ZM27 188H28V190H27ZM143 195H144V193H143ZM141 196H142V194H141ZM223 197L224 196L222 195V196H220V198L217 199V200H219L218 206L213 204V210L210 211V213H212L210 215V217L212 219H214L215 217H221V219H220V226L217 228L216 231H214L210 235V237L207 239V242H211L212 244H213V242H216V241L224 243L223 241H221L224 239V240H226L225 242L229 246V249L227 250V252H224L223 250L219 251L217 249V248H219L218 245H216V246L214 245V247H212L211 249L210 248L208 249V248H206V246H207V244H206V245H204L206 248L205 249L203 246H200L199 244H197V245L194 244L193 243V241H194L193 235L186 234L184 231L185 226H187V224L190 223V220H188L185 223H183L182 225H180L177 221L173 220V215H176L179 213L180 216H184V214L189 213L190 216H188V215H186V216L191 217L196 211L191 213L190 211L185 210L186 213H182L183 207H180V206H176V207L172 208L171 210L167 211V214H165L162 217L160 216L161 210L160 209L156 210L154 212L153 217L149 216V218H151V220L154 222L153 227L149 231L146 230V225L149 223L148 220H145L143 217L136 219L137 222L143 223V226H144L146 232H148L149 236L152 238V243H148V240H143L140 242L139 246H138L137 239L135 238V236L132 233H130L128 231L126 234L118 232V229H119L118 225L119 224H114L110 228L106 213L100 212V216L96 219L97 224H98L97 230L99 232L102 231V233L109 232L110 237L106 240V243H104V250L101 253V255L99 256V262H81V261L80 262H71V261H69L71 259V257L70 258L68 257L69 260H67L65 258V255L63 256L61 254L60 250H55V249L53 250V249H50L49 247L37 248L36 250L44 249L45 251H47L48 253H47L46 258H48L49 262H51L52 264H147V263L149 264V262H154V261H155V264H157V262H158V264H159V262L161 264V262H164L163 258L169 259L168 257H169L170 252L174 253L177 251H179V252L180 251H182V252L186 251V253H188L187 256L186 257L181 256V257H184L185 261L189 262V263L191 262V264H206L207 261L211 262V263L209 262L207 264H224L223 262H227L226 264H264V245L263 246H259V245L255 246V244L253 242L251 243V241H250L251 237H254V235H255V231H253L254 229H256V224H257L255 215L260 212V209H262V207H260L258 205V202H257L256 198L254 197V195L250 196V198L254 197V200L256 202H253L252 204H250V202L244 203V201H243V203H242L243 206L241 205L240 207L236 206V204L234 203L235 201H232V202L226 201ZM81 201H80V203H78L79 205L83 203ZM188 201H191L190 209H189L191 211L196 209L195 207H197L199 209L202 205V202H203L201 199H196V198H194L192 200H188ZM221 201H226V205H223ZM78 204L75 206V208H77V210H78L77 211L75 209L78 212V214H76V215L80 216V217L82 216L83 218L86 217L87 211H88L87 205L85 204V207L87 209H85L83 211L84 205L82 204V206L80 207ZM223 206H225V207H223ZM25 208H27V207H25ZM11 217H13V219L9 220V219H11ZM30 218L31 217L29 216V213L26 215L19 216V214L15 212V214L13 216L11 214V216H9L8 218H6L4 215H2L0 213V237H2L3 239H10L11 238V239H13V241L19 240V242H21L22 239L24 238V236H33L34 233L32 230L33 229L32 228V226H33L32 222L34 220H32ZM240 225H241V228L239 229ZM190 226H192V225H190ZM210 226H211V219L209 218L205 225H201L199 232H203V230H205L204 232L208 231L210 229ZM133 230H134V233H138V229L136 227H134ZM13 234H14V236H13ZM130 234L133 235L135 240L133 239L132 236H130ZM33 237H35V236H33ZM201 239L203 240V238H201ZM263 241H264V239H263ZM189 242H192V243H189ZM237 242L238 243L240 242L239 243L240 246H238V247L236 246ZM221 243H219V245ZM126 245L133 247L135 249V251L133 253H130V255L125 254L124 248L126 247ZM149 246H150V248L152 247V250L148 251V254H147L148 257H150V258L146 259L145 256H143L142 254H141L142 256L140 255V253L138 254L137 250L143 249V251L146 252V250L149 248ZM28 247L32 248V246H27L26 249H28ZM225 247H226V245H225ZM221 248H222V246H221ZM261 249L263 250V252H260ZM29 251H31V250H29ZM204 251H205L206 255H204ZM171 253H170V256L171 255L174 256V254H171ZM32 254H33L32 258H35L36 256H38L35 252L34 253L32 252ZM32 254H31V256H32ZM180 255H181V253H180ZM205 256H208V257L204 258ZM23 257H25V255L23 256V254L21 252L17 255L10 257L9 259L5 260V263H3V264H24V262H27L29 259L25 261ZM178 257H180V256H178ZM97 260H98V256L96 258V261ZM204 260L205 261L207 260V261L205 262ZM165 262H167V261H165ZM171 262L172 261H169L168 263L170 264Z\"/></svg>", "mask_w": 264, "mask_h": 264}]
</instances>
